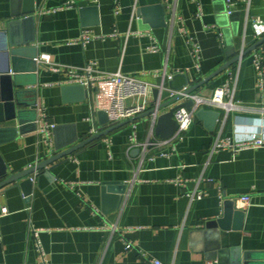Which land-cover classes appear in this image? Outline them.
Wrapping results in <instances>:
<instances>
[{
  "label": "crops",
  "instance_id": "0c3cea01",
  "mask_svg": "<svg viewBox=\"0 0 264 264\" xmlns=\"http://www.w3.org/2000/svg\"><path fill=\"white\" fill-rule=\"evenodd\" d=\"M23 2L0 0V33ZM157 4L164 14L160 26H151L140 9ZM35 6V0H27L25 7ZM38 8L32 23L13 30L6 41L18 44L24 61L35 56L36 71L21 73L16 89L30 91L25 100L35 98L37 116L42 105L55 126L48 130V144L42 133L28 128L0 142L8 174L40 162L56 146L64 149L74 139H87L93 126L101 131L120 123L100 127L95 98H87L84 87V94L73 89L77 84L69 82L64 69L41 65V54H49L60 67L94 62L101 71L136 77L148 84L146 97L153 102V88L181 91L232 59L251 20H264V0H251L248 6L237 0L236 24L225 14L224 0H41ZM234 27L235 53L228 56L225 31L233 33ZM85 30L90 33L86 43L71 42ZM188 36L200 48L199 69ZM2 44L0 36V65ZM226 80L224 70L196 92L209 96ZM255 82L247 55L235 91L244 109L231 112L224 123L222 109L202 105L182 140L158 144L162 139L154 129L151 134V117H141L77 149L67 161L58 159L52 169L31 174L29 195L16 183L0 188V210L8 209L0 214V264H150V259L162 264H264V145L209 154L220 130L232 140L264 137V98ZM108 88H102V104ZM200 109L217 117L206 113L199 118ZM133 134L139 143L152 139L156 144L145 151L131 146ZM200 176L211 182H199L204 195L188 204L183 193L194 189ZM177 179L185 180V187ZM108 186L115 190L105 192ZM105 195L120 200L116 204ZM243 195L250 196L246 208L235 201ZM225 206L232 212L223 227L207 226L224 219Z\"/></svg>",
  "mask_w": 264,
  "mask_h": 264
},
{
  "label": "built area",
  "instance_id": "2783aa9c",
  "mask_svg": "<svg viewBox=\"0 0 264 264\" xmlns=\"http://www.w3.org/2000/svg\"><path fill=\"white\" fill-rule=\"evenodd\" d=\"M244 1L248 6L251 0ZM224 2L226 6L225 14L229 16L235 12L237 0H224ZM198 13H200V9ZM262 38H264V20L260 18H254L251 20L250 31L248 32L245 29L243 34L241 35L235 53L236 60L225 70L227 73L226 82L220 86L215 87L211 95L209 96H203L196 92L197 90L186 95V98L193 100V106L190 110L186 109L185 107H180L173 113V118L177 123V130L171 137L159 140L157 142L158 144L182 140L183 134L185 133V131H187L193 121L195 111L202 105L216 109H222L224 112L222 119L223 123L231 112L233 113L243 110L244 106L235 99V91L238 72L240 70L243 59L247 55H250L255 70L256 88L259 91L261 97L264 98V42L255 46L250 52L246 54L247 48L254 45ZM89 39L90 33L88 30H85L78 38L73 39L71 42L84 44ZM186 41L190 46V51L194 58L195 65L199 69L200 48L195 42L192 41L189 36L187 37ZM149 50L156 51L157 47L151 46ZM38 62L43 66H47L53 71H60L64 69L70 76L69 82L82 85L86 89L87 98H89L91 101L95 98L96 109L104 110L107 113L111 123L121 122L136 117L137 115L146 112L148 109L156 105L155 103L150 102L146 97L148 84L136 77L125 75L121 72L101 71L97 69L94 62L86 63L84 66L79 68L60 67L53 62L49 54H41L38 58ZM168 78H172V75H169ZM104 86L109 87L107 96L108 99L105 104H102L100 102L99 96L102 93V88ZM185 89L186 88H184L183 90ZM181 91H178V93ZM38 108L39 115L35 120V130L43 134V140L48 144V130L50 128H53L55 125L53 123H50L46 119L44 107L41 105ZM150 117L152 123V134L157 115L152 114V116ZM97 131V128L93 126L90 129V134L92 135ZM130 144L131 146H140L143 151H145L148 146L154 145L156 143L152 139H148L145 142L139 143L136 141V137L133 134L130 137ZM263 145L264 137H260L257 134H252L245 139L236 138L235 140H232L229 137L222 136L220 130L213 140V143L209 150V154L211 155L221 149L229 148L232 150H240L245 148L259 147ZM201 181L211 182V179L203 178L202 176H200L196 181V186L194 187V189H186L184 191L183 196L187 198L188 204L203 197L204 192L198 187V184ZM177 182L180 186L185 187V180L177 179ZM235 201L240 203L241 208H246L248 205H250V196L243 195L238 199H235ZM7 213V207H1L0 214L4 215ZM130 246V244H127L128 248ZM150 264L162 263L158 259H150ZM207 264H213V261H208Z\"/></svg>",
  "mask_w": 264,
  "mask_h": 264
},
{
  "label": "water",
  "instance_id": "95a60500",
  "mask_svg": "<svg viewBox=\"0 0 264 264\" xmlns=\"http://www.w3.org/2000/svg\"><path fill=\"white\" fill-rule=\"evenodd\" d=\"M26 2L27 0H24L23 8L11 12V18L5 22L6 28L2 29L0 33V36H2L3 39L2 45L5 49V59L2 65H0V142L3 139H8L10 137L16 136L18 133H24L27 128L32 131L36 129V99L32 98V100L26 101V93H29L30 91L27 92L24 90L16 89L21 85L19 83L21 73L36 71L37 67L35 65V56L30 61H24L19 57L22 51L16 48L18 44L11 39L9 41H6V36H10L11 38V33L13 30H17L21 26L25 27L26 25L32 23V21L34 20V13L38 11L41 0H35L36 6L34 8H26ZM140 12L143 17L148 20L151 26L161 25V19L164 14L162 5L157 4L146 6L140 9ZM237 15L238 13L234 12L227 17L235 21L234 23L236 24ZM225 17L226 16L224 15V18ZM223 24L224 23H222L221 25ZM232 34H236V27H234L233 33H231V31H225V45L227 47L228 56L235 53ZM33 41L34 40L32 39L30 40V42ZM263 42L264 38L247 48L246 54L250 52L255 46ZM235 60L236 57L234 56L232 59H229L228 61L223 63L219 68L202 79L200 82L193 86L187 87L185 90L179 93L178 91H175L176 93H174V89H172V87L169 88L163 85L161 87L153 88L152 101L156 105L148 109L146 112L128 120H124L116 125L109 126L101 131H97L83 141L76 142V139H74L73 141H70L68 144H66V147L64 146V149H62L63 146H56L55 149H52L49 155L45 157V159L41 160L38 163H35L34 165L26 169L8 174L6 166L0 157V188L8 184L16 183L17 186L22 189L24 195H29L33 184L32 180L29 177L31 174L45 168L52 169L53 166H51V164H53V162L57 161L58 159L64 158L61 162L67 161L68 155L72 154L77 149L102 136L107 135L112 130L129 124L141 117L152 116V114H156L157 117L154 124V133L161 139H167L171 137L177 130V123L173 118V113L180 107H185L186 109L190 110L194 104L193 100L186 98L185 96L196 91L204 84L208 83L214 76L226 70ZM73 87V89L82 91V93L84 94V88L82 85L77 84L73 85ZM64 88L68 87L65 86ZM180 99H183L184 101L173 105ZM164 108H167V110L159 113V111ZM206 113H212L214 117H217L216 112L205 111L204 109L198 110L196 112V116L202 118ZM96 118L97 123L100 127L110 123L107 113L102 109H97ZM136 151L139 152V149L136 148ZM104 185H111V183H104ZM113 190H115V188L110 186L105 187V192L107 191V193L113 192ZM119 193H122V191L120 190ZM104 198L105 200L113 199L116 204H118L120 200L119 195L118 197L105 195ZM231 212L232 208L230 206H225L223 213L224 219L218 218L215 220H210L208 221L207 226H215L217 224H220V226L223 227L222 224L231 215Z\"/></svg>",
  "mask_w": 264,
  "mask_h": 264
}]
</instances>
